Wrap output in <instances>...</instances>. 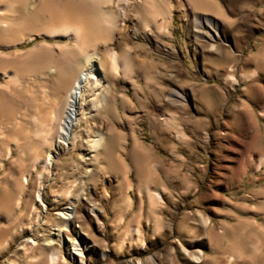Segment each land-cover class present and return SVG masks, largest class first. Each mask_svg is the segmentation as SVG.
Here are the masks:
<instances>
[{"label": "rangeland", "instance_id": "374dc122", "mask_svg": "<svg viewBox=\"0 0 264 264\" xmlns=\"http://www.w3.org/2000/svg\"><path fill=\"white\" fill-rule=\"evenodd\" d=\"M71 2L28 0L27 5L34 8L27 6L26 27L16 24V32L33 36L29 41L6 45L12 32L4 41L0 29V57L4 58H0V70L13 67L26 82L22 79L20 87L11 85L12 92H8L2 90L5 80L0 79V106L6 117L30 116L38 102L35 88L45 81L52 86L53 77L46 74L44 64L55 52L52 57L59 63L54 60V64L62 67L58 45L70 39L36 36L31 26L39 29L41 21L61 12L70 14ZM123 2L124 15L118 19L116 35L110 42L100 40L91 48L110 88L104 104L92 106L87 114L91 106L88 100L94 96L90 95L94 94L91 85L87 86L84 104L77 110L81 115L74 129L76 143L49 147L53 164L39 177L38 164L30 171L21 206L12 211L8 205L14 194L7 185L19 180L30 164L12 151L3 161L0 213L8 211L9 215L0 217V264L12 260L25 264L27 257L20 249L25 238L36 240L33 250L40 257L33 264H49L47 256L52 248L59 250L60 257L50 264H225L223 248H229L232 241L236 239L237 245L247 249L245 243L259 239L248 228L235 234L219 231L222 225L232 230L236 220L244 224L253 218L263 227L262 215L254 208L264 205V165L256 168L264 147V115H260L264 64L255 56L264 46V0H167V4L156 0L158 9L168 11L156 17L163 21L159 32L143 10L144 2ZM17 6L23 13V7ZM18 19V15L11 18ZM146 20L152 25L145 27ZM44 45L51 47L52 55ZM109 48L128 57L130 72L119 67L113 72L106 66ZM250 67L258 73L246 79L243 72ZM228 75L233 77L225 78ZM28 87L31 89L26 93ZM94 113L97 115L91 117ZM169 118H174L175 126ZM97 130L105 132V149L99 150L93 162L85 157ZM145 177L150 188L161 195L153 207L160 223L155 234L147 214L148 200L138 190ZM66 187L70 193L64 196ZM37 189L42 192V202L34 201L39 215L34 219L24 201L34 198ZM120 190L131 200L122 221L117 220L114 210ZM58 194L62 196L54 199ZM66 205L72 206L69 225L56 215ZM42 219L47 221L42 224ZM53 221L64 229L48 246L45 243L53 235L46 222ZM20 223L25 228L19 230ZM127 223L136 224L140 235H134L131 245L124 240L115 252L116 237L122 235ZM11 231L15 235L4 240ZM243 261L252 264L251 257Z\"/></svg>", "mask_w": 264, "mask_h": 264}, {"label": "bare ground", "instance_id": "6f19581e", "mask_svg": "<svg viewBox=\"0 0 264 264\" xmlns=\"http://www.w3.org/2000/svg\"><path fill=\"white\" fill-rule=\"evenodd\" d=\"M48 1L50 2V0ZM123 1L124 0H73V2H71L73 3V7H70V14L61 12L55 18H49L43 22L41 21V23L39 24L40 25L39 29H36L35 26H31L32 30L36 32L35 34L36 36L43 35L45 37H63L66 39H70V42L65 41V43L58 45L59 54L61 55V60L63 62V66L59 65L62 66L60 68L54 64V60L57 59L52 57L55 55V52L54 55H52L53 52L51 51V47L47 45L42 46L48 48V51L52 52V53L50 52L51 53L50 55H52L50 58L48 57L49 55L47 56L51 61L47 60L46 57L45 59L47 61L44 64L46 68L45 69L46 74L53 77L51 83L52 86L48 87V85L46 84L47 82L45 81L40 86H37V88H35L34 91L32 90L33 93L36 95L35 98L37 99L38 102L35 109L33 110V113L30 116L28 117L22 116L18 119L10 118L9 116L6 117L7 114H4V111H2L0 106V154H1L0 168L3 164V161L10 156L11 151L14 152L16 157L19 158L20 160H24V158H26L25 160H28L30 164L29 170L28 171L25 170L27 172L22 173L19 177V180L10 182V185H7L10 191H12L14 194L13 199L8 205L10 206L9 211L15 210L21 206V198H22L21 196L22 194H24L23 191L26 186L27 180L29 178L30 171H33V168L38 164L41 167L40 168L41 170L38 173V177H39L40 174H42V172H44L49 166L53 164V162L51 161L53 154L49 147L51 146L55 148L58 147L59 144L61 145L63 144L71 147L76 143L77 137L75 135L74 129L77 128L79 124L78 115H81L80 114L81 112L79 111L80 113L79 112L77 113V110H79L81 106L84 104L83 103L85 100L84 91L86 90V88H88L87 86L91 85L92 88L91 93H94V94H90L94 96H92L88 100V103H90L91 106L87 114L92 111L91 110L93 109L92 106H100L104 104V97L107 95L110 88L105 81V77L103 74V67H101L99 63L96 61L97 53H95L94 49L91 48H94V46L98 42H100V40H103V42L105 41L110 42L112 36L116 35L115 33L118 31V25H117L118 19L119 17H122L124 15ZM140 1H142L141 3L144 2L143 6L145 8L143 6L142 8H144L143 10H145V13L152 18L154 24L153 27L155 28V30L158 32L163 30L164 26L162 25L163 24L162 19L160 22V19L156 17L159 16L161 18V16L163 17V13L168 14L167 13L168 11H166L167 8L165 9L166 12H163L162 10L158 9L156 7L157 3H155L156 0H140ZM159 1L161 2V4L168 3L167 0H159ZM27 2L28 0H21L20 3L18 0H0V16L5 19V20L2 19V21L0 19L1 21L0 29L2 30V32H4V34L2 33L4 35V36L2 35L4 41L6 40V38H8L6 37L7 33L10 31L12 32L11 34L12 36L11 38H9V41L5 42L6 45H8V43H10L11 45H16L22 40L29 41L33 39V36L31 35L26 36V34H24V31L16 32L17 31L16 24L18 25V27L21 26L24 28L26 27L25 18H27L26 17L27 15L25 14L30 13L29 11L30 7L31 9L34 8L33 4L29 7L27 5ZM18 4H20V6L23 7L24 14L16 10ZM27 6L29 8H27ZM37 6H39V4ZM136 13L138 14V11ZM142 13H144V11ZM14 15L19 16V19L18 21L16 20V22L15 20H11V18H13ZM141 16L144 15L141 14ZM28 19L30 20L31 18L29 17ZM149 22H147V20L143 21V25L145 27L152 25V22L151 23ZM31 52L32 51H30L29 54ZM29 54L26 53V55L28 56ZM3 56L6 58L9 57L5 54H3ZM255 56L260 58L262 60V63L264 64L263 45L257 51V54ZM0 58L4 60V58H2V55ZM65 58L67 59L66 63L64 62ZM57 61L59 63V60ZM106 66L113 72H115V70L118 67L122 68L125 72H130L127 70H129V67H131L128 57L123 54L122 55L118 54L113 48H109L108 50ZM45 70L43 69L42 71L45 72ZM257 73L258 71L256 68L250 67L249 70L243 72V76L246 79H250L255 77ZM21 74L13 67L1 69L0 79L5 80L4 84L1 86L2 90L9 92L11 91L10 90L11 85L16 87L20 83H22L23 81L22 82L20 81L22 79L24 80V78H22ZM232 77H233L232 75H228L225 78L230 79ZM89 81H91L92 83L89 84ZM27 85H29V83ZM32 85H34L33 82ZM22 86L24 85L22 84ZM30 89L29 87L28 89L26 88L25 90L26 93L27 92L29 93ZM97 89L99 90L96 92L95 90ZM97 95L100 96L99 102L97 101ZM96 115H97L96 113L90 114L91 117ZM260 115H264V106L260 110ZM169 120L171 124L173 123V126H175L176 122L174 118H169ZM104 133L105 132H103V130L96 131V136H95L96 138L94 139L93 143L88 147L89 154L85 158L93 162L97 160L99 155V150L102 148L105 149L104 143L106 138ZM254 135L256 136L257 134ZM175 136L177 137V139L182 138V135L178 130H175ZM44 148H46V150H44ZM262 165H264V147L262 149L261 154L259 153L258 155L256 168H260ZM3 182L4 184H6L5 181ZM68 187H66V190H64L65 192L64 196L65 195L67 196L70 193ZM138 190L143 192L148 200L147 214L149 220L153 222L152 232L155 234L158 228L160 227V223L158 216H155L153 207H155L159 203V201L161 200V195L158 191H154L153 189L150 188L149 179L147 177L141 180ZM4 194L6 195V193ZM61 194L54 195V199L61 197L62 196ZM5 195L3 196L4 198ZM41 196H42L41 190L37 189L34 192V198L32 196V198L29 197L28 200L24 201L25 202L24 207L29 209L31 214L35 215L33 216L34 219L39 216L38 211L36 209V205H34L35 204L34 201L40 200L42 202ZM78 198L79 197L76 194L75 199ZM130 204H131L130 197L124 192V190H120L117 204L116 203L114 204V206L116 207L114 210L118 214L117 217L118 221L123 220V212L130 208ZM71 210H72V206L66 205L62 210L56 212L58 218H60L62 221H65V225L70 224V217L72 215ZM254 211L255 213L262 215L263 227L258 226L259 224L258 225L256 224L257 221L255 218L249 220L246 219V222L244 224L241 223L242 221L239 222L236 220L234 227L230 228L232 230L228 229L229 226L228 228H225L226 226L223 225L220 226L221 228L219 227L221 229L219 233L221 232L222 234L224 233V231H229V232L232 231L235 234L236 230H238L239 232L244 230V228H248L250 234H256L259 236L256 237L257 239L259 238L257 242H248V244L245 243L247 249L242 248L240 244L237 245L235 241L236 239L232 238V240L235 239L234 240L235 242L232 241L231 242L232 245L229 248H223L222 253H224L223 255L226 256L225 264H244L245 261H243V258H248V257L252 258V264H264V205H258L257 207L254 208ZM8 215H9L8 211L7 212L4 211L0 213V217L2 216L6 218ZM29 217L32 216L29 215ZM34 219L32 218L30 221L28 218L29 222L31 223L36 222ZM45 221L47 220L42 219L41 223L43 224L45 223ZM46 223L50 227V229H52L50 234L53 235L52 240L48 243L47 242L45 243V245L49 246L50 243L52 244L55 240H57V236H60L61 233L60 231H62V229L64 228L59 226L57 224V221L46 222ZM22 224L20 223L19 226L17 225L18 229L25 228V226ZM241 224H243L244 227H242ZM14 235L15 234L11 231L4 240L10 239ZM134 235L136 236L140 235V230L138 226L136 224L131 225L130 223L129 224L127 223L126 229L124 230L122 235L116 237L117 242L115 244V252H118L120 250L123 242H125L124 240H128L129 244L131 245L134 239L133 237H135ZM83 242L84 243L86 242L85 239L83 240ZM35 245H37L36 240L34 239L29 240V238L24 239V242L22 243L20 249H23V253L27 257L25 264H33L34 262L38 261L40 257L39 255L40 253L39 254L34 253L33 249H36L34 248ZM2 246L3 244H0V249L2 248ZM219 249L221 248L219 247ZM73 253L77 254V252H73ZM59 254L60 253L58 249L52 248L47 256L48 263L50 264L56 262L58 260V257H60ZM195 258L196 260L198 259L197 256H195ZM8 264H14L13 260Z\"/></svg>", "mask_w": 264, "mask_h": 264}]
</instances>
